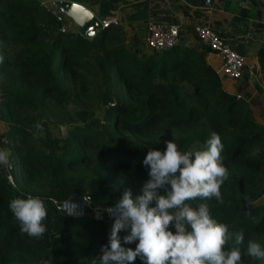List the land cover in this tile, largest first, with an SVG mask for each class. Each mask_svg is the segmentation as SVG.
<instances>
[{"label": "trees", "instance_id": "trees-1", "mask_svg": "<svg viewBox=\"0 0 264 264\" xmlns=\"http://www.w3.org/2000/svg\"><path fill=\"white\" fill-rule=\"evenodd\" d=\"M58 15L40 0H0V120L8 124L10 159L0 175V264H42L50 256L52 264H91L113 221L66 214L57 204L89 194L96 204L112 206L125 189L140 194L149 179L143 165L149 148L163 151L167 134L181 151L195 143L200 148L211 131L221 138L229 178L221 188L223 204L205 202L230 230L244 229L243 264L257 261L246 249L249 239L264 246V123L250 104L222 87L202 50L178 43L147 53L128 46L119 26L88 39L73 28L61 32ZM61 72L83 96L105 82L102 121L81 109L83 121L66 138L53 136L46 119V109L71 98ZM114 79L123 92L107 90ZM37 123L44 135L35 140L28 126ZM22 194L45 200L47 231L39 239L22 234L9 209Z\"/></svg>", "mask_w": 264, "mask_h": 264}, {"label": "clouds", "instance_id": "clouds-1", "mask_svg": "<svg viewBox=\"0 0 264 264\" xmlns=\"http://www.w3.org/2000/svg\"><path fill=\"white\" fill-rule=\"evenodd\" d=\"M35 127L43 131L40 123ZM164 143L163 151L149 148L143 159L149 179L140 194L125 189L107 209L113 217L108 242L91 264H135L137 259L141 264H243L244 229L230 230L205 202L223 204L221 188L229 178L219 134L211 131L198 149L181 151L174 140ZM9 164V153L0 150V166ZM9 209L22 234L39 239L47 231L48 213L40 196L22 194L10 200ZM246 254L264 261V246L249 239ZM42 264H52V257Z\"/></svg>", "mask_w": 264, "mask_h": 264}, {"label": "crops", "instance_id": "crops-1", "mask_svg": "<svg viewBox=\"0 0 264 264\" xmlns=\"http://www.w3.org/2000/svg\"><path fill=\"white\" fill-rule=\"evenodd\" d=\"M40 1L59 14L47 4L50 0ZM72 1L89 8L100 20L116 17L118 23L112 26L124 29V42L147 53L152 52L145 42L152 24L178 25V43L202 50L218 72L220 56L205 47L194 32L195 25L208 24L223 34L228 43L246 57L248 63L257 66L255 74L245 72L241 79L218 74L226 83V90L244 98L252 108L253 117L264 123V0H211L210 4H205V0H198L197 4L187 0H121L118 3L110 0ZM72 28L76 31L70 21L63 19L60 31L66 32Z\"/></svg>", "mask_w": 264, "mask_h": 264}, {"label": "built area", "instance_id": "built-area-1", "mask_svg": "<svg viewBox=\"0 0 264 264\" xmlns=\"http://www.w3.org/2000/svg\"><path fill=\"white\" fill-rule=\"evenodd\" d=\"M210 2L211 0H205V4H210ZM58 18L61 19V15H58ZM100 22L102 27L106 28L117 24L118 20L116 17H111L101 19ZM194 32L210 51L220 56L221 65L218 72L222 77L241 79L245 72L249 74L256 73L257 66L253 63H248L246 57L242 53L231 47L223 34L215 31L208 24L200 23L195 25ZM178 39V25L166 26L162 23H154L149 27V33L145 38V42L148 48L152 50H161L176 45ZM53 201L57 203L56 200L53 199ZM79 203L81 206H78ZM57 207L62 209L66 214L81 216L88 213V215L95 220L113 221V217L107 213V209L111 206L96 204L89 194H73L60 202V204H57Z\"/></svg>", "mask_w": 264, "mask_h": 264}, {"label": "rangeland", "instance_id": "rangeland-1", "mask_svg": "<svg viewBox=\"0 0 264 264\" xmlns=\"http://www.w3.org/2000/svg\"><path fill=\"white\" fill-rule=\"evenodd\" d=\"M264 5V2H263ZM232 47V46H231ZM233 48V47H232ZM236 50L235 48H233ZM63 72H61L62 74ZM246 76V75H245ZM62 79L65 84V86L70 90L71 92V98L69 99L68 103H65L63 105H56L53 104L50 106L47 110L46 119L48 120L47 125L50 129V132L53 136L58 138H66L69 133V128H71L74 124H77V122H82L83 120H80L79 118V110L88 108L97 119L101 118L102 121V112L104 109L103 100H102V93L99 92V89L104 90L105 82L103 83L99 82V85L96 87H91V90L89 91L88 96H83L81 92L73 90L71 87V82L68 75L62 74ZM101 80L100 78H98ZM112 83L109 85L107 90L114 91L116 93L123 92V89L120 85V83L117 80H112ZM221 84L224 89H226V83H224L223 79H221ZM113 101V100H112ZM113 103V102H109ZM88 111V110H87ZM86 120H89V115H86ZM101 123V122H100ZM28 129H30L35 138V140H38L39 138L43 137L44 133L40 131V129H33L28 126ZM8 130V124L2 120H0V150H4L8 152L7 146L5 145L6 138V132ZM173 135L167 134L165 135L161 142L162 144H165L164 141L172 140ZM194 149H198L199 145L195 143ZM9 166H0V175L3 176L4 173H7V169ZM72 174L74 176H78L80 174L79 170H73ZM9 181L12 180L11 176H8ZM264 197V196H263ZM261 197V199L263 198ZM85 213V212H84ZM88 215V213H86ZM251 264H264V261L257 260L255 262H252Z\"/></svg>", "mask_w": 264, "mask_h": 264}, {"label": "water", "instance_id": "water-1", "mask_svg": "<svg viewBox=\"0 0 264 264\" xmlns=\"http://www.w3.org/2000/svg\"><path fill=\"white\" fill-rule=\"evenodd\" d=\"M47 4L64 19L70 21L76 27V31L85 38L92 39L104 29L100 19L79 2L50 0Z\"/></svg>", "mask_w": 264, "mask_h": 264}, {"label": "bare ground", "instance_id": "bare-ground-1", "mask_svg": "<svg viewBox=\"0 0 264 264\" xmlns=\"http://www.w3.org/2000/svg\"><path fill=\"white\" fill-rule=\"evenodd\" d=\"M78 206H81V204L79 203Z\"/></svg>", "mask_w": 264, "mask_h": 264}]
</instances>
